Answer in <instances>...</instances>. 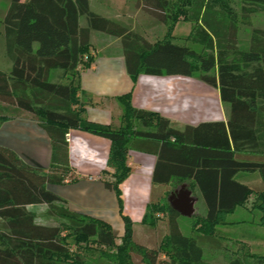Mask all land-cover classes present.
Returning <instances> with one entry per match:
<instances>
[{"label":"trees","instance_id":"trees-1","mask_svg":"<svg viewBox=\"0 0 264 264\" xmlns=\"http://www.w3.org/2000/svg\"><path fill=\"white\" fill-rule=\"evenodd\" d=\"M226 1L143 0L154 21L166 28L161 39L150 43L91 12L88 0H11L0 18L12 63L9 72L0 70V123L37 122L49 137L51 160L47 170L37 169L0 146V264H85L71 251L69 239L76 246L94 242L107 248L109 253L101 256L114 264H213L205 260L197 240L179 229L180 215L165 187L172 181L192 180L197 185L207 212L196 217L193 227L205 239L219 234L226 224L224 216L250 197L251 209L260 212L259 225L264 228V30L252 31L247 50L238 47V24L249 25L251 15L264 11V0H240V16L225 6ZM220 3L225 7L217 8ZM81 16L86 17L85 28L79 26ZM180 18L192 27L179 38L183 42H176L172 33ZM91 31L121 39L126 72L133 82L140 75H179L216 88L221 102L230 107L227 124L177 131L158 113L136 109L130 94L117 98L122 108L119 127L87 121L78 94L79 73L92 62ZM72 129L110 141L107 166L113 170L112 187L121 213L120 185L130 173L129 151L156 156L153 185L158 187L152 190L142 220L152 232L154 215L163 214L167 233L156 247L136 242L126 215L117 243L109 224L70 211L47 189L78 181L68 155L67 134ZM242 172H258L261 180L242 184L235 178ZM37 204L47 205L68 224L64 229L36 224L27 206ZM234 225L239 226L238 233L231 231L235 242L258 235L243 222ZM249 257L264 264V254Z\"/></svg>","mask_w":264,"mask_h":264},{"label":"crops","instance_id":"crops-1","mask_svg":"<svg viewBox=\"0 0 264 264\" xmlns=\"http://www.w3.org/2000/svg\"><path fill=\"white\" fill-rule=\"evenodd\" d=\"M1 1H4L5 14L11 0ZM88 1L89 9L94 14L99 15L92 9L93 1L101 3L107 12L108 9L113 10L104 0ZM123 6L128 7L126 0ZM123 6L120 8L121 11L125 9ZM120 9L113 11L118 15ZM79 26L87 27L85 16L79 18ZM0 31L4 39L2 26ZM89 56L92 59L90 66L79 73L78 99L84 110V118L91 123L119 127L122 108L117 98L130 94L136 109L158 113L177 131H183L187 126L195 128L200 125L227 124L229 105L221 102L216 88L194 77L140 75L133 82L126 72L119 38L91 31ZM67 136L69 163L78 176V181L64 185H48L47 189L64 200L66 208L70 211L109 224L117 243H120V238L124 234L122 215L128 216L132 221L134 238L139 240L142 236L146 243L149 242L151 235L142 225V220L150 203L152 190L158 187L153 185L156 156L138 150L129 151L127 163L130 173L120 185L121 213L112 187L113 170L107 166L110 141L80 129L70 130ZM1 140H4V147L14 151L31 167L41 170L49 168L51 143L45 130L37 122L27 119L6 120L0 123V143ZM235 178L247 186L255 185L261 180L258 172H242ZM173 182L165 186L166 190ZM183 189L185 192H181ZM185 197L194 200L192 216L206 215L207 209L203 198L192 180H185L174 188V191L169 193L168 201L183 200ZM199 200L204 207L200 204L198 209L195 205ZM248 200H253V197ZM260 217V212L252 210L247 202L244 206L236 207L233 213L224 216L226 224L219 228V233L222 238L229 236L233 230L238 233L236 229L239 226L234 223L244 218L241 221L244 227L251 229L252 232V229H256L258 235L250 239L242 238L241 245L248 249V256L264 254V228L259 225Z\"/></svg>","mask_w":264,"mask_h":264},{"label":"rangeland","instance_id":"rangeland-1","mask_svg":"<svg viewBox=\"0 0 264 264\" xmlns=\"http://www.w3.org/2000/svg\"><path fill=\"white\" fill-rule=\"evenodd\" d=\"M107 2L113 10L120 9L123 6L124 0H104ZM127 8L123 6L124 11H121L117 15L113 10L108 9V12L105 11L106 7H102L101 3H97L95 1L92 2V9L96 11L102 17H106L111 21H114L120 24L123 27H126L130 30L134 35L138 36L140 39L146 40L150 43H154L156 40L161 39L165 33V26L156 23L154 18L151 16V13L145 8L143 5V0H126ZM228 1V2H227ZM225 2V6L231 8L238 15H241L240 12V0H227ZM137 4V7H136ZM224 4L220 3L217 5L218 7H223ZM224 6V7H225ZM223 7V8H224ZM104 11V12H102ZM113 13V14H112ZM4 16V1L0 2V18ZM118 16V17H117ZM153 19V20H152ZM1 27V24H0ZM192 27V24H189L183 21L182 18L179 19L176 28L174 29L172 35L177 38L176 42L179 41V38H184L188 34ZM254 29L264 30V11L257 12L250 16V24L244 25L241 22L238 24V47L242 50H247L250 45L252 31ZM4 39L2 38L0 31V70L3 72H9L12 67V63L9 59H7ZM66 81H62L65 83ZM3 143V144H2ZM0 146L4 147V140H1ZM183 182L174 181L173 185L168 188V192L174 191L178 185ZM181 192H185L183 189ZM191 197V196H190ZM176 197H174L175 199ZM194 202V200L191 199ZM253 200H249L248 204L251 207ZM204 207L201 200H199L198 204L195 205V208L199 206ZM62 207L63 205H59ZM63 208V207H62ZM27 210L32 212L35 215V223L38 225L48 226V227H60L64 229L65 225L68 224L67 220L63 218H59L54 212H51L47 205L45 204H37L27 206ZM193 212V210H192ZM156 219V227L150 232L152 237L149 242L143 239L142 236L139 238V242L142 244H147L150 247H156L159 243L161 236L167 233V229L164 225V216L162 213H156L154 215ZM197 217V216H196ZM195 216H187L182 215L178 218V226L181 233L187 237H194L201 248L204 251V258L208 262L214 264H229L230 261L238 259L240 264H259L256 258H252L248 256V249L245 246H242L241 243L235 242L237 239L233 235L222 238L221 234H217L210 238L211 240L205 239L204 237L198 235L194 230L193 223L196 219ZM238 220L239 222L243 221ZM257 222V221H256ZM264 230V229H263ZM65 232L62 234L64 235ZM141 235V234H140ZM136 238V237H135ZM204 238V239H203ZM69 247L72 252L85 264H114V262L108 261L101 256L102 253H109L107 248H104L94 242H89L87 244H82L79 246L74 245L73 240L69 239ZM137 242V238H136ZM145 242V243H144ZM231 242V243H229Z\"/></svg>","mask_w":264,"mask_h":264},{"label":"water","instance_id":"water-1","mask_svg":"<svg viewBox=\"0 0 264 264\" xmlns=\"http://www.w3.org/2000/svg\"><path fill=\"white\" fill-rule=\"evenodd\" d=\"M172 208L181 215H192L193 201L189 197H185L183 200H173L170 202Z\"/></svg>","mask_w":264,"mask_h":264},{"label":"built area","instance_id":"built-area-1","mask_svg":"<svg viewBox=\"0 0 264 264\" xmlns=\"http://www.w3.org/2000/svg\"><path fill=\"white\" fill-rule=\"evenodd\" d=\"M86 58H84V60H85ZM68 137V136H67Z\"/></svg>","mask_w":264,"mask_h":264}]
</instances>
